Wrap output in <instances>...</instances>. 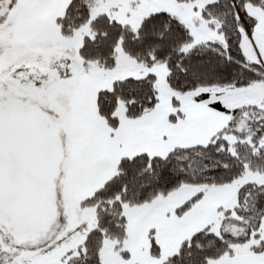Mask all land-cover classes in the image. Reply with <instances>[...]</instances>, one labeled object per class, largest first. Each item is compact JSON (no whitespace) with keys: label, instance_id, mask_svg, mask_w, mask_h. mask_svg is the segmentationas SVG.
<instances>
[{"label":"snow or ice","instance_id":"snow-or-ice-1","mask_svg":"<svg viewBox=\"0 0 264 264\" xmlns=\"http://www.w3.org/2000/svg\"><path fill=\"white\" fill-rule=\"evenodd\" d=\"M0 264H264V0H0Z\"/></svg>","mask_w":264,"mask_h":264}]
</instances>
